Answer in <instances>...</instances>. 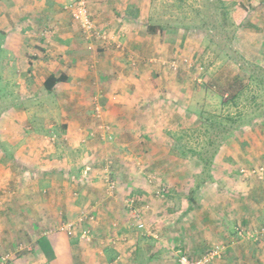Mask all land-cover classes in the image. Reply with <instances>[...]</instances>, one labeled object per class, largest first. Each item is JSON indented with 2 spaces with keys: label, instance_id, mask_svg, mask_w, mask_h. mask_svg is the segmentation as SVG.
Listing matches in <instances>:
<instances>
[{
  "label": "crops",
  "instance_id": "obj_1",
  "mask_svg": "<svg viewBox=\"0 0 264 264\" xmlns=\"http://www.w3.org/2000/svg\"><path fill=\"white\" fill-rule=\"evenodd\" d=\"M219 1L221 17L232 27L233 34L230 38L233 50L243 64H253L254 68L264 72V0ZM0 4L2 18L0 25H6L2 32L5 35L4 42L0 45L3 48L0 55V253L4 250L12 251L23 242L29 251L25 255L26 259L16 260L15 257L11 264H18L17 261L25 264L29 259L31 261L37 259L32 264H125L128 261H125V258L129 255V264H171L173 261L176 262V252L183 251L190 259H196L203 251L217 243L228 245L227 255L225 253L223 261L217 264H223L224 261H228L227 264H264V259L258 261V246L250 249L249 242L245 241L242 244L243 242L239 240L236 245L233 242L234 226L225 229L222 225L229 223L226 216H221V209L225 206L232 212L230 220L237 219L245 224L247 218L245 210L238 204L237 209L233 203L232 207L226 204L228 200L231 202L233 199L224 196L223 190L213 188L216 180L213 176L212 180H207L199 188L197 184L200 180L194 178L193 183L191 173L188 174L189 178H183L186 173L184 175L178 173L177 178L170 179L171 182L167 184L169 186L167 196L174 206L177 200L180 201L178 209L176 208L174 213L166 214L167 210H161L160 205H157L158 210L153 215H149L148 218L144 216L147 230L138 233L133 221H129V216L123 212L122 189L139 184L141 180L134 178L133 175L136 176V172L139 173L138 170L141 168L127 164L123 155L131 150L126 139L129 141L130 137L134 138L137 129L133 128L144 123L147 128L145 127L143 133L147 134V141L138 142L139 150L143 148L144 154L141 155L140 152L136 154L141 155L140 160L145 158L143 161H148V166L156 164L163 172V168L168 170V165H164L163 161L155 162L157 154L161 149H165L161 148L162 138L159 133L151 129L155 123L152 117L157 116L151 107L160 104L146 101L142 108L149 106L147 109L149 113L146 114L144 110L141 112L137 108V101H140L139 85H135L132 79L122 82L106 80L104 81L106 87H112L111 94L114 90L124 92V95L116 99H112L111 94L107 93L110 99L106 106L108 111L103 117L104 120L116 125L115 134L118 142L111 148L116 147L117 152L106 149L99 143V138L94 137L82 143L87 133H71L72 126L69 119H66L65 110H70V107L76 108L78 111L75 113L80 116V110L86 106L84 101L86 90L93 83L90 76H87L92 65L84 58L82 48L85 49V45L82 43V35L71 32V29L74 30L73 22L63 12L62 0H0ZM143 7L144 1L141 0H88L93 22L100 30L108 29L115 33L124 30L119 24L120 20L124 21L126 17L134 21L141 19L140 11L147 6ZM48 27L54 30L51 36L48 34L38 36L39 29ZM128 28L130 31L132 27ZM133 34L124 33V36L119 34L120 36L112 41L120 40L127 54H139L141 46L150 50L148 37ZM110 48L98 51L102 58L97 63L96 75L98 73L112 75L113 71H119L120 66L122 67V58L117 53L114 57ZM60 74L67 76V82L57 84L52 92L47 93L43 87L46 78L49 75ZM96 78L94 85H98L99 80ZM252 80L255 84H260L256 79ZM70 85L75 86L71 91ZM100 88L105 90L103 87ZM96 97L92 98L95 103ZM172 105L177 107L174 103ZM56 110L61 113L60 122L64 128L63 132L67 133H51L48 129L52 130L55 127L51 113ZM5 122L12 124V132H9ZM43 127L45 128L42 129ZM141 127L144 128L143 125ZM120 129L122 131L118 133ZM43 130L48 133H41ZM176 136L173 137V142L167 141L170 147H167L164 154L174 148L180 153V148L176 145L180 134ZM227 137L229 133L223 138ZM257 140L259 139L255 137V141ZM252 142L240 141L244 150L236 153L234 161L237 164L240 162L247 164L246 161L250 162L251 159L256 162L264 158L263 146L257 142L252 145ZM72 147L75 148L73 153L70 151ZM221 149L223 152L224 147ZM70 152L75 155L70 157ZM112 153L113 166L109 176L117 183L115 197L112 200H102L103 205L100 204L98 207L101 209L97 213L96 222L93 224L86 222L78 227L85 229L86 224V228H89L94 236L92 240L99 241V244L79 240L76 232L74 236H67L59 229L62 225L76 220L81 212L79 199H85L88 204L94 203L95 199L101 201L103 198L101 185L106 174L104 158L102 160L101 158L105 156L104 154ZM82 155L86 164L87 158L97 156L101 158L96 162L90 180L83 186L84 192H81L83 197L77 196V201L75 198L72 201L68 199L69 190L70 187L76 186L72 182H76L83 169L85 162H79ZM229 156L226 152L219 162L212 161L209 166L210 175H213L215 166L229 167ZM163 159L166 160L162 157ZM180 162L176 161L174 166H178ZM139 176L137 177L141 178ZM225 179L229 180L222 179L227 188L232 189L236 185L230 179ZM143 190L136 188L134 191L136 197H145V194L141 193ZM235 194H238V200L243 198L240 193ZM216 210L219 212H215ZM113 221L118 222V231L126 235L129 243L120 245L118 249L109 245L102 248L101 244L104 246L108 239H114L115 234H119L108 226ZM216 221H220L218 226L214 225ZM129 249L130 254H127ZM235 249L237 250L234 252ZM15 250L17 252V249ZM12 257L14 258V255ZM162 258L166 260L161 261Z\"/></svg>",
  "mask_w": 264,
  "mask_h": 264
},
{
  "label": "rangeland",
  "instance_id": "obj_2",
  "mask_svg": "<svg viewBox=\"0 0 264 264\" xmlns=\"http://www.w3.org/2000/svg\"><path fill=\"white\" fill-rule=\"evenodd\" d=\"M83 1L88 8V0ZM142 1H144V7H147L140 11L142 16L141 19L134 21L126 17L124 21L120 20L119 24L124 30H122L123 32L117 31V33L111 30L109 31L108 29L100 30L96 23L93 22L88 9V18L90 22L98 31L105 32L106 40L97 41L92 39L91 41H86L83 38L82 43L85 45V49L82 48V50H84L83 55L92 65L87 76H90L93 83L95 82L96 76V80L99 81L98 85L92 83L88 87V90H86L84 100L86 101V106L83 107V110H80V116H77L78 114L75 113V111H78L76 108L70 107V110H65L67 113L66 119H69L68 121L72 126L70 129L71 133H96L98 124L107 125L110 128V132L113 133V140L108 142L100 139L98 140L106 149H113L114 153H116V147L111 148L118 142L115 134L116 125L103 118L104 113L108 111V107L106 106L108 99H110V97H107V93L109 92L111 94L112 88L111 86L106 87L104 81L107 80L111 82L115 80L114 82H122L132 79L135 85H139L138 92L140 96H138V99H140V101H137V108L141 112L144 110L146 114L149 113L147 112L149 106L142 108L146 101H148V103L160 104V106L155 105L151 107L154 104L150 106L155 110V114L157 115L152 117L155 123L152 125L151 129L159 133L158 135L162 138L161 148L165 147V149H161L157 154V160L155 162L159 163L160 160L163 161V164L168 165L170 170L169 168V171L163 168V172L160 166L156 164L155 166H148L149 162L143 161L145 158L143 159L142 157L143 160H140L141 155L144 154V150L143 148L139 150L140 144L138 142L143 140L147 141V134L143 133L147 126L144 123L140 126H135L133 129L137 130L136 133L134 132V138L130 137L129 141L126 139V143H130L131 150L126 151V155H123V157L127 164L141 168L138 170L140 171L139 173L135 171L136 176L133 175L134 178L141 181L136 186L128 188L123 187L122 189L124 197L122 200V208L123 212L127 214L126 216H129L128 220H132L133 226L135 227L137 219L129 213L123 202L127 197H134L138 201V204L136 203L132 209L138 213L142 211L143 215L141 214V216L144 224V218H148L149 215H153V213L158 210L157 205H160L159 209L167 210L165 212L166 214L169 212L174 213L178 209L177 207L180 201L177 200V204L174 206L172 205L173 202L167 196L168 194H166V197H161L163 194L162 191H167V189H169L167 184L171 182L170 179L174 180L177 178L179 176L178 173L181 175L186 173L183 178H189L190 175L188 174L190 173L193 175V179L197 178V175L201 177L200 171L203 169L207 171L206 167H204L205 162L202 159L211 158L212 164V161L217 160V162H219L227 152L230 155L228 158L229 167H224V169L222 165L213 166L214 173L211 176L216 178L213 188L220 189V191L223 190L224 196L233 199L230 202L227 198L228 201L226 204H229V207H232V203L236 209V204L242 207V209L245 210V217L247 220L245 224L240 223L237 219L230 220L232 212H230L231 210L228 211L225 206L224 209H221V216H226L225 218L228 219L229 223H222V225L225 229L230 226H234V230L240 229V239L234 237L233 242H235L236 245H238V240L240 242L242 241V244H244L245 241L249 242L251 245L250 249H254V246H258V261H262V259H264V239L255 241V239H257L255 232L258 228L264 227V158L256 162L254 159H251L250 162L245 160L247 164L242 162L237 164L234 158L239 150H244V147L240 145V141L242 140L253 141L252 145H254V142H257L262 145L264 149V72H261L260 69L256 67L255 69L252 66L253 64H243L238 54L232 51L233 46L230 42V35L232 36L233 34L232 27L229 26L230 24L226 23V21L224 22L221 17V7L220 4H218L220 2L219 0H217V2H215L216 0H141V2ZM66 3L67 0H62V9L65 15H67V17L69 16L71 19L69 12L64 9ZM0 19L1 23L2 18ZM72 24L74 30L71 29V32L81 34L79 25L74 22ZM156 25L161 26V30L149 33L147 27ZM128 27H132L130 31ZM3 29H6V25H0V34H2ZM53 32V28L48 27L39 29L37 34L38 36H43L44 34L51 36ZM124 33H134L133 35L135 36L148 37L150 39V50L144 49L141 46L139 54H127V50L123 48V44L120 40L119 42L112 41L115 37L120 36L119 34L124 36ZM4 38L5 35L2 34L0 37V45L4 42ZM108 48L113 52L114 57H116L115 55L117 53L122 58V67L120 66L119 71H113L112 75L106 73H102L101 75L98 73L96 75L97 63L99 59L102 58L101 55H98V51H103L102 49ZM2 52L3 48L0 47V55ZM226 53H229L231 58H227L228 56ZM252 79H256L260 84H255ZM100 83L101 85L99 86ZM73 87L75 86L70 85L69 91H71ZM100 87L105 88V90ZM122 92L123 91L114 90L111 94V98L116 99L124 95V92ZM94 96H97L96 105L100 107L101 117L98 120L93 117L94 101L92 98ZM172 103L177 105V107L175 108ZM211 111H213V113ZM142 116H145V114H142ZM208 118L216 126V130L212 127H210V129L205 123V119ZM51 119L55 120V122H53L55 123V127L52 130L48 128L51 133H67L63 132L64 128L60 122L61 113L57 110L52 112ZM5 123L7 124L6 126L9 132H12V124L9 122ZM142 125L144 128L141 127ZM44 128L45 127L42 129ZM45 131L43 130L41 133H48V131ZM121 131L120 129L118 133H121ZM157 133L151 134L155 135ZM226 133H229V137L224 139L223 137ZM179 134L180 138H177L179 140L176 142V145L177 148H180V153L179 150L173 151L170 149L168 153L164 154L165 151H167V147H170L167 141L173 142V137ZM97 137L98 136H96L95 139ZM255 137L259 140L255 141ZM88 139L92 138L85 137L81 142H86ZM123 143L122 141V144ZM249 146L251 145L249 144ZM222 147H224L223 152L221 149ZM74 149L75 148L72 147L70 151L73 153ZM139 152L141 155L136 154ZM248 152H250V150H248ZM114 153L111 155L104 154L105 156L102 158L100 156L87 158V164H92L94 168L96 162L100 160V158L101 160L104 158L103 162L105 160L111 161L107 169L110 170L113 166L112 157ZM73 155L75 154H71L70 152V157ZM162 157L166 160H162ZM83 158L82 155L79 162H85ZM148 159L152 160V158ZM176 161H181L178 166H174ZM73 164H75V162ZM85 164L86 162L83 165L86 166ZM104 167L106 168L105 162ZM242 170H254L255 173L253 172V174H247L245 176L243 172L241 173ZM210 172L209 169V173ZM138 175H140L139 177L141 178H138ZM225 178L230 179V181H233L236 185H234L232 189L227 188L224 186L223 180H229ZM78 179L77 177L76 182H72L73 185L76 186L70 187L69 190L70 194L68 199L72 201L74 198L77 201V196H73V193H78V198L83 197L81 196V192H84V185L77 182ZM194 181L195 179L193 183ZM133 187L135 189H140V191L144 189V192L141 193H144L145 197H136L137 195H135V189ZM102 188L103 195H101L103 198L100 199L101 201L95 199L94 203L91 202L87 204L85 199H79L78 202H81L79 207L81 211L88 213V215H93L94 219L91 224L96 222L97 213L99 209H101V207L99 209L98 207L100 204L103 205L102 200H112L113 197H115L114 192L117 191L116 187L112 193L107 192L103 183L101 185V190ZM87 192L89 193V191ZM7 193L6 191V194ZM235 193H240L243 195V198L238 200V194ZM215 212L219 211L216 210ZM218 215H220V213H218ZM169 220L170 218L168 221ZM219 224L220 221H216L214 225L218 226ZM108 226H110V229L114 232L118 231L119 224L117 221H113L111 225L109 223ZM86 227L87 225L85 224V229H89ZM79 230L80 229L77 228L76 233H79ZM117 233L119 234H115L113 239L114 244L108 239L106 242L107 244L104 246L101 244L100 246L106 248V245H109L117 247L118 249L120 245L126 244L127 242L129 243V239L125 237V234L119 231ZM138 233H142V230H138ZM90 235L94 238L92 233ZM104 238H102V240ZM130 239L132 238L130 237ZM91 241L92 243L99 244V241ZM25 245L24 242L21 244L19 243L15 248L17 252L15 249L12 251L3 249V253H0V255H2L0 256V264H11V262L15 260V257L16 260L19 258L26 259L25 255L29 251L25 248ZM214 247L213 245L208 250L206 249L203 251L198 258L191 260L197 261L205 253L213 250ZM236 250L237 249H235L234 252ZM225 253L227 255L226 250L219 259H215L211 264H217L219 261H223ZM127 254H130V249ZM12 255H14V258ZM179 256L188 257L187 253L183 251L176 252L175 260L177 264H179L177 261ZM129 258L130 255L125 258V261L128 260L125 264H129ZM163 260L166 259L162 258L161 261ZM36 261L37 259H33L32 261L29 259L25 264L28 262L32 264ZM176 262L174 263L173 261L171 264H176ZM224 262L223 264H227L228 261ZM17 263L20 264L21 261H17Z\"/></svg>",
  "mask_w": 264,
  "mask_h": 264
},
{
  "label": "built area",
  "instance_id": "obj_3",
  "mask_svg": "<svg viewBox=\"0 0 264 264\" xmlns=\"http://www.w3.org/2000/svg\"><path fill=\"white\" fill-rule=\"evenodd\" d=\"M64 9L69 12L71 20L74 23H77L80 27V32L84 40L91 41L92 39H95L97 41H104L106 40L105 32L98 31L95 26L92 25L88 18V8L87 5L83 0H67L66 5L64 6ZM100 107L96 105L94 102V108H93V117L97 120L101 117L100 116ZM98 136L102 141H112L113 140V133L110 132V128L107 125L98 124L97 126V132L96 133H88L86 137L88 138H94ZM53 137L51 138V141H53ZM106 168L104 167V173L105 178L103 180V184L106 187L107 192H113L116 187L117 183L116 180L112 179V177L109 176L110 170H107L111 164V161L105 160ZM93 165L92 164H86V166L83 167L79 179L77 182H79L82 185H85L87 181L90 180L91 174L93 175ZM246 176L247 174H253L254 170H242L241 173ZM255 173V172H254ZM242 174V175H243ZM163 194L161 197H165V190L162 191ZM73 196H78V193H73ZM137 203V200L134 197H127L126 200H124V204L126 208L129 210V213L137 219V222L135 223V227L138 230L145 231L146 226L142 222V212L133 211L134 205ZM132 209V213H131ZM94 219L93 215H88V213L81 211L79 215L77 216L76 220L73 222H68L65 225H62L59 229L60 231H63L67 236H74L75 232L78 227H80L83 223L86 222H92ZM90 229H80L79 230V240L85 241V242H91L92 236L90 235ZM241 232L240 229H238V235L240 236ZM255 236L257 239H264V227L258 228L255 232ZM109 241L114 244L113 239H109ZM224 247L223 246H215L213 250L205 253L203 256H201L197 261L189 260L186 256H179L177 261L179 264H211L215 259H219L222 256Z\"/></svg>",
  "mask_w": 264,
  "mask_h": 264
},
{
  "label": "trees",
  "instance_id": "obj_4",
  "mask_svg": "<svg viewBox=\"0 0 264 264\" xmlns=\"http://www.w3.org/2000/svg\"><path fill=\"white\" fill-rule=\"evenodd\" d=\"M215 1V0H214ZM216 2V1H215ZM218 4H220V3H218ZM221 5V4H220ZM220 10H221V8H220ZM222 11V10H221ZM161 28V26H159V25H156V26H148L147 27V29H148V32L149 33H153V32H155V31H159V30H161L160 29ZM230 37H231V35H230ZM231 40H232V38H230ZM231 40H230V42H231ZM232 49V48H231ZM228 51H229V49H228ZM232 51H234L233 49H232ZM227 54V58H231V56L229 55V53H226ZM67 80H68V78H67V76L66 75H64V74H60V75H58V76H54V75H49L47 78H46V80L44 81V83H43V87H44V90L47 92V93H50V92H52L53 91V89H54V87L57 85V84H59V83H66L67 82ZM205 123L208 125V127L210 128V127H212V128H214L215 130L217 129L216 128V126L213 124V122L208 118V119H205ZM211 129V128H210ZM227 134V133H226ZM174 151H176L177 149L176 148H174L173 149ZM181 154H184V153H181ZM204 162H205V164H204V167H206V170L207 171H205L204 169L202 170V171H200V175H201V177L200 176H196L200 181L198 182V184H197V188H199L202 184H204L207 180L208 181H210V180H212L213 178H212V176L210 175V173H209V169H210V167H209V165H210V163H211V158L210 159H202ZM166 194H167V191H165V197H166ZM138 202V201H137ZM146 226V225H145ZM147 230V228L145 229V231ZM144 232V231H143ZM233 235H235V237H238L239 239H240V236L238 235V229H235V230H233ZM223 246L224 247V250H223V252L226 250H228V248H227V244H225V243H220V244H216V245H214V246ZM182 252V251H181ZM188 258V257H187ZM189 259V258H188ZM189 260H191V259H189Z\"/></svg>",
  "mask_w": 264,
  "mask_h": 264
}]
</instances>
